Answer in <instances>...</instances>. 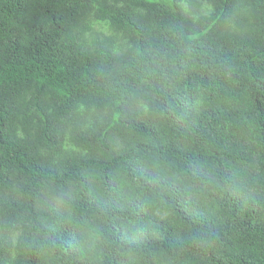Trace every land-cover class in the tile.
<instances>
[{
  "label": "trees",
  "instance_id": "1",
  "mask_svg": "<svg viewBox=\"0 0 264 264\" xmlns=\"http://www.w3.org/2000/svg\"><path fill=\"white\" fill-rule=\"evenodd\" d=\"M0 264H264V0H0Z\"/></svg>",
  "mask_w": 264,
  "mask_h": 264
}]
</instances>
